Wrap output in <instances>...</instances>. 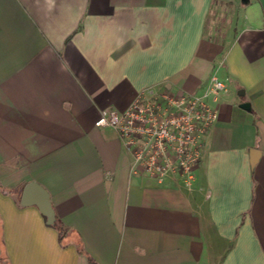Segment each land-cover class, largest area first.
<instances>
[{"label": "crops", "instance_id": "obj_1", "mask_svg": "<svg viewBox=\"0 0 264 264\" xmlns=\"http://www.w3.org/2000/svg\"><path fill=\"white\" fill-rule=\"evenodd\" d=\"M227 89L188 183L132 168L102 109ZM259 152L252 163L251 150ZM50 193L58 223L24 206ZM264 264V0H0V264Z\"/></svg>", "mask_w": 264, "mask_h": 264}, {"label": "built area", "instance_id": "obj_2", "mask_svg": "<svg viewBox=\"0 0 264 264\" xmlns=\"http://www.w3.org/2000/svg\"><path fill=\"white\" fill-rule=\"evenodd\" d=\"M227 89L213 74L204 94L149 86L124 109H102L98 126L114 128L133 158L132 168L159 181L180 172L188 183L201 161L203 137L218 117L207 97Z\"/></svg>", "mask_w": 264, "mask_h": 264}, {"label": "water", "instance_id": "obj_3", "mask_svg": "<svg viewBox=\"0 0 264 264\" xmlns=\"http://www.w3.org/2000/svg\"><path fill=\"white\" fill-rule=\"evenodd\" d=\"M259 152L257 149L251 150L252 163L257 160ZM21 204L24 206L36 205L41 213L46 217V222L53 225L56 221V211L52 204L49 191L36 181H29L23 190Z\"/></svg>", "mask_w": 264, "mask_h": 264}, {"label": "trees", "instance_id": "obj_4", "mask_svg": "<svg viewBox=\"0 0 264 264\" xmlns=\"http://www.w3.org/2000/svg\"><path fill=\"white\" fill-rule=\"evenodd\" d=\"M53 225L58 226V229H59V231H60V234H61V235H64L65 229H64V227H63L62 225H60V224L58 223V219H57V218H56V221H55V223H54ZM91 260H92V264H98L94 259H91Z\"/></svg>", "mask_w": 264, "mask_h": 264}]
</instances>
